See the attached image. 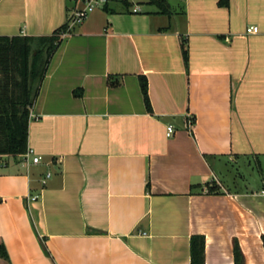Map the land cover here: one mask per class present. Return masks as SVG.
I'll use <instances>...</instances> for the list:
<instances>
[{
  "label": "crops",
  "instance_id": "obj_1",
  "mask_svg": "<svg viewBox=\"0 0 264 264\" xmlns=\"http://www.w3.org/2000/svg\"><path fill=\"white\" fill-rule=\"evenodd\" d=\"M82 7L0 0V37L61 34L29 115L41 162L0 155V264H192L194 236L205 264L234 241L264 264V0H112L69 29Z\"/></svg>",
  "mask_w": 264,
  "mask_h": 264
},
{
  "label": "trees",
  "instance_id": "obj_2",
  "mask_svg": "<svg viewBox=\"0 0 264 264\" xmlns=\"http://www.w3.org/2000/svg\"><path fill=\"white\" fill-rule=\"evenodd\" d=\"M168 14V11H163ZM42 44L45 51L46 60L43 66L39 85L35 90L33 100L30 101V79L35 74V69L29 61V53L32 44ZM61 43V34H55L43 39L29 37H0V69L2 72H9L8 66L13 69L19 68L23 75V97H8L9 85L0 84V155H25L28 151V124L29 107H32L34 100L39 92L40 84L44 78L50 59ZM37 55V56H38ZM187 59V51H185ZM10 59V60H8ZM16 65V66H15ZM9 76V75H8ZM17 85V84H16ZM141 88L146 106L151 109L148 87L145 78H141ZM264 245V235L262 236ZM3 257L6 253L1 251ZM192 264H205V240L204 237L194 236L191 242ZM235 264H245L244 256L237 241H234Z\"/></svg>",
  "mask_w": 264,
  "mask_h": 264
},
{
  "label": "rangeland",
  "instance_id": "obj_3",
  "mask_svg": "<svg viewBox=\"0 0 264 264\" xmlns=\"http://www.w3.org/2000/svg\"><path fill=\"white\" fill-rule=\"evenodd\" d=\"M42 44L37 43V44H32L31 50L29 53V61L34 66L33 68L35 69V74L31 77L30 79V101L33 100L34 95H35V90L37 86L39 85L40 82V77L42 74L43 66L46 60V53L45 51L41 53L38 52L40 49H42ZM38 55V56H37ZM10 60V59H8ZM19 68L13 69L12 66H8L10 71L9 72H2L0 69V84L1 85H9V91L7 93L8 97H23L24 95V90H23V75L20 72V66L16 64ZM15 65V66H16ZM9 75V76H8ZM17 84V85H16ZM31 107H29L30 111ZM241 174L244 176V178L247 181H251L252 184H256V181H260V176H259V170L257 166L253 163L251 167L247 166L246 168H242ZM241 184V183H240ZM244 185V184H243Z\"/></svg>",
  "mask_w": 264,
  "mask_h": 264
},
{
  "label": "built area",
  "instance_id": "obj_4",
  "mask_svg": "<svg viewBox=\"0 0 264 264\" xmlns=\"http://www.w3.org/2000/svg\"><path fill=\"white\" fill-rule=\"evenodd\" d=\"M112 0H83V7L79 10H77L72 17L69 25V29L80 25L83 23V21L96 9L104 7L106 4H108ZM136 10H138L136 8ZM259 32L258 27H250L247 30L248 34H257ZM174 133V128L170 126L168 128L167 135L168 137L172 136ZM26 161H31L32 164H39L41 162V157L39 156H34V152L30 149H28L27 153L24 155ZM50 177V175H48ZM38 198L33 197L32 200L36 201Z\"/></svg>",
  "mask_w": 264,
  "mask_h": 264
}]
</instances>
